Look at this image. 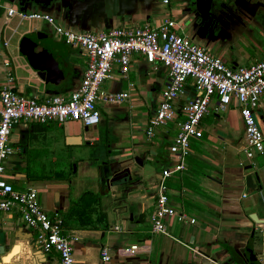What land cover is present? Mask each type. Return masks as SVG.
<instances>
[{
  "label": "crops",
  "instance_id": "obj_1",
  "mask_svg": "<svg viewBox=\"0 0 264 264\" xmlns=\"http://www.w3.org/2000/svg\"><path fill=\"white\" fill-rule=\"evenodd\" d=\"M215 1L227 5V0ZM212 2L108 0L104 7L112 17L106 14L91 21L84 20L75 0H62L61 4L57 0L50 6L28 5L22 12L48 14L62 26L79 32L157 28L172 20L181 36L204 47L229 67L259 61L264 56V29L258 24V37L249 35L244 39L248 51L243 47L232 50L229 41L233 32L254 23V15L264 8L259 7L252 15L238 7L230 9L231 14L226 10L219 17L220 24L213 22L212 27L207 11ZM254 2L264 5V0ZM0 3L4 6L0 7V88L10 73L14 90L24 97L43 100L70 96L86 69L81 49L66 45L49 32L45 21L8 17L9 8L21 11L15 2ZM37 33L46 38H37ZM166 81L167 68L162 63L154 67L138 53L130 56L125 74L114 62L111 79L104 81L100 90L103 94L126 92L128 98L120 104L99 101L103 105L100 122L104 130L78 121L16 125L10 142L15 149L12 155L17 153L13 160L22 164V170L19 172L18 165L15 172L5 171V181L15 190L34 189L40 207L50 216L62 217L64 233L75 237L72 249L77 264H99V251L104 246L110 249L111 264H147L152 259L162 264H264V247L257 242L261 237L264 240V234H256L257 241L252 244L257 262L239 253L241 247L250 244V229L258 227L250 215L264 221V153L251 160L245 157L244 126L234 105L222 113H215L211 105L200 122L202 137L190 141L186 170L174 173L165 182L171 207L194 219V224L168 219L169 232L173 228L179 232L178 237L173 236L177 241L151 234L154 191L162 170L174 163L168 148L178 131L177 123L184 119L180 110L193 96L191 83L187 82L185 93L173 102L175 123L155 128L148 138L145 130ZM254 116L264 132V93ZM34 150L41 153L33 157L42 167H60L57 163L65 159L69 163L64 166L67 176L60 171H50V176L43 178L25 173L23 169L30 161L27 155ZM83 150H88L87 154ZM113 170L126 171L127 184L107 183L105 178ZM247 175H251L254 189L245 186ZM119 201L128 205L127 214H119ZM0 221V264H58L56 252L45 253L36 244L37 231L24 224L17 205L0 211ZM130 246H138L135 255L118 254V249Z\"/></svg>",
  "mask_w": 264,
  "mask_h": 264
},
{
  "label": "built area",
  "instance_id": "obj_2",
  "mask_svg": "<svg viewBox=\"0 0 264 264\" xmlns=\"http://www.w3.org/2000/svg\"><path fill=\"white\" fill-rule=\"evenodd\" d=\"M163 2L167 3V0ZM0 7L4 6L0 3ZM6 14L8 17L18 15L22 19L45 21L66 45L81 49L87 60L79 86L68 97L51 96L43 100L24 97L14 90L10 73L0 88V211H8L12 205H17L24 224L37 231L36 244L45 253L56 252L58 264H77L72 249L75 237L64 233L62 217L57 214L50 216L40 207L34 189L15 190L5 181V160L15 152L10 135L20 123L55 122L62 125L78 121L87 127L97 125L100 122L99 101L120 104L128 98L126 92L103 94L100 90L102 83L111 79L114 62L120 64L121 72L125 74L130 56L138 53L154 67L162 63L167 68L166 84L145 130L148 138L153 136L155 128L175 123L173 102L185 93L187 82L193 88V96L180 110L184 119L177 123L178 131L168 148L174 163L162 170L154 191L151 234L177 241L169 234L166 221L174 219L181 224L195 222L171 207L165 182L174 173L186 170L190 141L202 137L200 122L209 113L212 104L215 113H222L231 105L238 108L244 126L243 153L248 160L264 153V132L254 116L264 93V56L251 65L229 67L204 47L181 36L172 20L157 28L115 27L98 32H79L62 26L48 14L17 12L13 8L7 9ZM7 65L8 62H4V66ZM258 229L264 231V221ZM137 249L138 246L120 248L118 254L135 255ZM99 264H111L108 247H101Z\"/></svg>",
  "mask_w": 264,
  "mask_h": 264
},
{
  "label": "water",
  "instance_id": "obj_3",
  "mask_svg": "<svg viewBox=\"0 0 264 264\" xmlns=\"http://www.w3.org/2000/svg\"><path fill=\"white\" fill-rule=\"evenodd\" d=\"M5 1L15 2L19 7H22L20 9L21 11L26 9L28 5L33 6V5L43 4L46 6H50L51 3L53 2V0H5ZM58 1L61 4L62 0H58ZM107 1L108 0H75V2L79 5V7L81 9L84 20L88 19L90 21L96 17L99 18L100 16H105L106 14L109 15L108 18L112 17V16H110L109 12H107L105 10V7H104V5ZM109 1L112 2L113 0H109ZM211 2H212V0H211ZM211 4H210V7H211ZM234 5L249 15H252L253 12L256 9H258L259 7L264 8V5L262 3H260V2L251 3L250 0H235ZM210 7L207 9V11L210 10ZM208 14H209V11H208ZM113 16H118V15H113ZM37 38H46V35L41 34V33H37ZM250 168H251L250 166L246 167V170L248 171V169H250ZM105 180L107 181V183H109L112 186H121V185L127 184L129 177H128V174L126 171H116V170L114 171L113 170V171H110V174H108L106 176ZM245 181H246L245 186L247 188L254 189V185L252 183L251 175H247L245 177ZM119 202H120L119 204H121L119 207V214L120 215L127 214L128 213V205L127 204L123 205L124 203H122V201H119ZM128 215H129L128 218L130 220L132 215H131V213H129ZM249 218L252 220V222L255 225L262 224L261 223L262 221L260 222L253 215H250ZM256 234L263 235L264 231H260L258 229V227L257 228L252 227L250 229L249 240H248L250 244L246 248L241 247L239 249V253H240V255L244 256L245 258L247 256V258H246L247 260L257 262L256 255L253 251V245H252L257 241L254 239ZM257 242L260 244L261 247H264V240L262 239V237L259 238V240ZM246 253H248V254H246ZM45 259H47V258H45ZM147 264H162V263H161V261H159V259L158 260L152 259V260H148ZM187 264H191V263H187Z\"/></svg>",
  "mask_w": 264,
  "mask_h": 264
},
{
  "label": "rangeland",
  "instance_id": "obj_4",
  "mask_svg": "<svg viewBox=\"0 0 264 264\" xmlns=\"http://www.w3.org/2000/svg\"><path fill=\"white\" fill-rule=\"evenodd\" d=\"M219 10H220L219 7L212 6V9H211L212 12H217ZM232 10H235V9L232 8ZM231 13L232 12H228V14H231ZM254 16H255L254 19H253L254 23H250V24L246 25V28L240 29V31L237 30V31L233 32L232 39H231V41H229V46L234 48L232 50L235 51L236 48L238 49V47H243V49H245V51H248L247 46L244 45V39L248 38L249 35H251L254 38H257L258 35H259L258 31L261 28L264 29V26H263L264 25V23H263V21H264V10L263 9L258 10V12ZM255 23L258 24L261 28L258 29V27L255 25ZM47 29H48L49 32L51 31L53 33V30H52V28L49 25L47 26ZM218 30H221V28H219ZM102 86H101V88H102ZM97 109L99 110V112L102 111V109H103V105L101 103H99V102L97 103ZM169 123H172V122H169ZM96 126L99 129H101V130H104V128H105L101 124V122L99 124H97ZM91 127H93V126H91ZM36 149H38V148H36ZM83 152L87 154L88 150L87 151L83 150ZM16 154L11 155V156H9L6 159V166H5L6 167V173L15 172L19 168L18 165H20V169H18V170H19V172H21L22 164L21 163H16L13 160V159H15ZM33 154L36 155V156H39V157L41 156V153L39 151H35V150L30 152V153H28L27 157L29 158L30 161L26 162V164L28 166H27L26 169H23V170L29 176H32V177H35V178H43V176L46 175V174L48 175L50 173V171L51 172H53V171L65 172V174H66L65 176H67V170H65L64 166L68 165L69 163H65V159H62V160L59 161V163H57L58 166H60V167L53 166L52 168H47V167L40 166V163L37 160L34 159ZM48 176H50V175H48ZM51 176H52V174H51ZM174 225L176 226V224H174ZM176 227L179 228L178 225ZM168 232H169V230H168ZM169 234H171L174 237H178L179 232L175 231V228H173V230H171L169 232ZM176 248H177V246H175V250H176ZM177 252L178 251L176 250L175 253H177Z\"/></svg>",
  "mask_w": 264,
  "mask_h": 264
},
{
  "label": "flooded vegetation",
  "instance_id": "obj_5",
  "mask_svg": "<svg viewBox=\"0 0 264 264\" xmlns=\"http://www.w3.org/2000/svg\"><path fill=\"white\" fill-rule=\"evenodd\" d=\"M55 1H57V0H53V2H55ZM234 1L235 0H227V5L226 4H224V6H222V3H217L216 1L215 2H213L212 4H211V7H210V10H209V17H211V19H209V23H213V22H215V23H217V24H220V23H218L219 21H220V16H221V14L224 12V11H229V12H231V10H232V8H234V9H236L235 7L236 6H234ZM254 1V0H253ZM52 2V3H53ZM250 2L252 3V0H250ZM255 3V2H254ZM212 6H217V7H219L220 8V10L219 11H217V12H212L211 11V9H212ZM226 6V7H225ZM224 9V10H223ZM231 9V10H230ZM222 12V13H221ZM215 27V25H214V23H213V25H212V27Z\"/></svg>",
  "mask_w": 264,
  "mask_h": 264
},
{
  "label": "trees",
  "instance_id": "obj_6",
  "mask_svg": "<svg viewBox=\"0 0 264 264\" xmlns=\"http://www.w3.org/2000/svg\"><path fill=\"white\" fill-rule=\"evenodd\" d=\"M177 173H179V172H177ZM167 186V185H166Z\"/></svg>",
  "mask_w": 264,
  "mask_h": 264
}]
</instances>
